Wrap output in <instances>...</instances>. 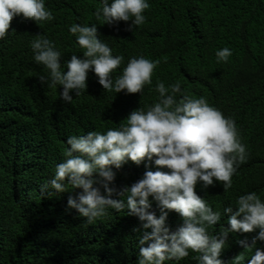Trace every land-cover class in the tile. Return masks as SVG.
Returning a JSON list of instances; mask_svg holds the SVG:
<instances>
[{
	"label": "trees",
	"instance_id": "16d2710c",
	"mask_svg": "<svg viewBox=\"0 0 264 264\" xmlns=\"http://www.w3.org/2000/svg\"><path fill=\"white\" fill-rule=\"evenodd\" d=\"M55 16L52 21H35L22 14L11 21L8 35L0 39V264H137L140 224L127 209L109 210L107 216L88 222L67 208L74 195L71 186L63 193L42 185L65 157L71 135L88 131L105 132L119 127L134 109L155 101L157 77L169 85L176 80L190 96H203L225 116L236 121L248 157L233 174V184L224 191L222 182L195 190L214 210L232 204L245 192L256 191L264 199V0H149L142 25L129 28L131 20L109 25L94 16L101 0H45ZM110 2V0H109ZM72 23H96L100 39L113 55L124 61L132 56L159 59L152 85L142 93L104 90L96 74L89 71L87 88L73 92L63 101L62 86L42 83L48 70L33 59L31 41L46 35L61 53V67L71 55L83 56V49L71 34ZM104 23V24H103ZM231 49L228 60L217 62L216 51ZM178 96L181 94H177ZM147 168L161 167L145 159L137 165L130 159L116 172L114 184L122 187L139 179ZM153 211L159 214L157 202ZM227 215L214 226L228 227ZM182 218L170 210L167 223L172 230ZM213 229H210L212 231ZM255 232H230L221 253L224 264L245 252L239 240ZM256 247L264 248V241ZM191 252L181 261L165 264H197Z\"/></svg>",
	"mask_w": 264,
	"mask_h": 264
},
{
	"label": "clouds",
	"instance_id": "9594fccd",
	"mask_svg": "<svg viewBox=\"0 0 264 264\" xmlns=\"http://www.w3.org/2000/svg\"><path fill=\"white\" fill-rule=\"evenodd\" d=\"M149 0H101L94 16L109 25L129 21V28L142 25ZM23 15L37 24L52 21L55 16L45 0H0V39L8 35L14 17ZM103 23V24H104ZM71 34L83 49V56L71 55L61 67V51L46 35L31 41L33 59L48 70L39 80L49 86H62L60 98L71 102L73 95L87 88L91 70L104 90H124L142 93L145 85H152V75L159 59L143 55L132 56L119 74L115 70L124 61L121 54L113 55L111 47L100 39L96 23H72ZM231 49L216 51L217 62L227 61ZM158 97L146 107L132 110L119 127L105 132L91 130L67 138L64 159L57 163L54 175L42 185L57 193L71 186L74 195L67 200V208L94 222L108 215L109 210L127 209L128 215L138 218L133 229L138 233L137 264H165L167 260L181 261L191 252L197 264H224L221 253L230 232H255L249 239L238 241L244 250L255 248L249 257L242 251L231 264H264V248L256 247L264 241V199L256 191L245 192L229 204L223 212L195 190L197 183L207 188L222 182L224 191L232 187L233 174L248 157L236 121L225 116L203 96H190L181 81L165 85L157 77L154 85ZM181 95H177V94ZM161 167L147 168L130 185L116 187V172L129 159L139 165L145 159ZM157 202L159 214L150 210ZM170 210L182 218L175 230L167 223ZM227 215L228 227L223 224L218 233L214 226ZM210 229H213L210 231Z\"/></svg>",
	"mask_w": 264,
	"mask_h": 264
}]
</instances>
